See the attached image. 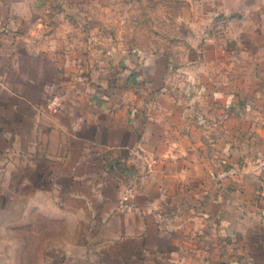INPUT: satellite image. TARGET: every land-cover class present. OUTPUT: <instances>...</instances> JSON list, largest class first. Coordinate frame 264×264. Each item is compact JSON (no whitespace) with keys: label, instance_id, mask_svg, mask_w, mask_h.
I'll use <instances>...</instances> for the list:
<instances>
[{"label":"crops","instance_id":"1","mask_svg":"<svg viewBox=\"0 0 264 264\" xmlns=\"http://www.w3.org/2000/svg\"><path fill=\"white\" fill-rule=\"evenodd\" d=\"M193 9L199 59L187 74L173 81L163 56L119 55L126 102L73 93L56 106L40 96L54 82L30 92L44 76L39 53L50 54L39 18L21 38L22 13L0 11V185L16 164L37 192H57L66 221L80 224L54 245L57 264H264V0Z\"/></svg>","mask_w":264,"mask_h":264},{"label":"rangeland","instance_id":"2","mask_svg":"<svg viewBox=\"0 0 264 264\" xmlns=\"http://www.w3.org/2000/svg\"><path fill=\"white\" fill-rule=\"evenodd\" d=\"M1 5L0 11L15 8L22 13L21 38L36 34L32 24L39 18L38 46H47L50 54L39 53L44 76L30 92L36 97L44 83L54 82L39 94L52 106L73 93L103 92L126 102L130 80L128 73L119 74L114 63L119 55L163 56L173 81L176 73L187 74L192 64L198 66V15L193 9L198 8V0H1ZM18 43L21 46L22 39ZM23 55V69L31 73L32 59ZM202 59L204 70L215 68L211 58ZM55 64L58 74L52 79ZM5 70L16 84V70L10 66ZM13 162L8 160L6 167ZM12 166L18 174L8 177L5 188L0 185V264H57L54 245L80 224L66 221L57 206V192L36 191L28 167Z\"/></svg>","mask_w":264,"mask_h":264},{"label":"built area","instance_id":"3","mask_svg":"<svg viewBox=\"0 0 264 264\" xmlns=\"http://www.w3.org/2000/svg\"><path fill=\"white\" fill-rule=\"evenodd\" d=\"M132 189L130 187H126L119 197L118 209L121 211H131L133 208L130 199L132 198ZM260 199L264 201V178L259 182V191H258Z\"/></svg>","mask_w":264,"mask_h":264}]
</instances>
